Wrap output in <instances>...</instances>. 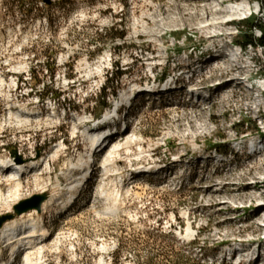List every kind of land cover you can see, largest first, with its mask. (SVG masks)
Instances as JSON below:
<instances>
[{"label":"rangeland","instance_id":"374dc122","mask_svg":"<svg viewBox=\"0 0 264 264\" xmlns=\"http://www.w3.org/2000/svg\"><path fill=\"white\" fill-rule=\"evenodd\" d=\"M250 2L235 0L252 10L205 28L207 14L179 7L203 13L215 0H0V155L32 164L18 180L0 173V215L54 197L24 214L50 237L14 264H264V49L240 44L249 14L264 24V0ZM117 64L125 73L104 108ZM173 76L181 89L132 97L161 93ZM48 88L57 93L42 98ZM115 100L131 112L126 130L97 150L105 128L86 122L113 117ZM246 193L256 203L232 198Z\"/></svg>","mask_w":264,"mask_h":264},{"label":"bare ground","instance_id":"6f19581e","mask_svg":"<svg viewBox=\"0 0 264 264\" xmlns=\"http://www.w3.org/2000/svg\"><path fill=\"white\" fill-rule=\"evenodd\" d=\"M215 1L218 2L216 5H213L212 3L205 4L204 7H203V10H201V11H203V13H200V10H196L194 14L187 13L185 8L184 9L182 7H179V8L181 9V13L184 16H185V14H188V15H191V16H194V17H202L204 14H207V23L204 26L205 28L212 27L214 25H216V27H217V24H219V25L225 24L226 23L225 20L227 18V15L239 16V15L246 14L247 11L252 10L251 6L248 5V4H243V3L233 4V2L235 0H215ZM248 1H249V4H250L251 3L250 0H248ZM171 7H172V5H171ZM173 7L174 8H178L176 6H173ZM209 15L212 16L210 19H209ZM218 15H223V17H218ZM202 18H204V17H202ZM212 36L213 37H216V34L215 35H212ZM215 54H219L220 55L219 52L218 53L216 52ZM228 61L229 60H227V62ZM243 69H248L249 70L250 69V65H246V66H243L242 65L240 67V70L242 71ZM101 136L102 135H100V136L99 135H96V137H101ZM97 140H98V138H96V139L93 138L92 139V143H93L92 145H95L97 143ZM252 143L255 144L254 141H252ZM114 153H115V151L110 152V155H108L106 161H109V159L111 158L112 154H114ZM1 162H2V160L0 159V164H1ZM4 163L5 162H3V165H5ZM10 163H12L11 164V168L8 167L9 169H3L2 171L6 175L8 174L9 176H12V178L14 180L15 179L16 180L20 179V178H17V175L19 176L21 174H25V172H26V167L25 166H29V165L32 166V164L27 165V164H24V162H20L19 159L15 160L13 158L10 161ZM107 166L105 168H106V170L108 172L109 171L108 169H110V168H108ZM87 169H88V166H87L86 169H82V170L86 172ZM9 176H8V178H9ZM259 183H260V181H257L255 187H258L259 186ZM14 185H15V189H13L12 191H10L7 194H9V196H14V199H17L20 196L21 183L20 182H17ZM249 185L245 186L244 189L245 190H248V189L252 188ZM68 186H69L68 188H71L72 187L71 188L72 189L71 191L73 192L74 184H71V185H68ZM1 194H4V193H2V191L0 189V196H1ZM231 197H232V195H231ZM238 197H240V199L241 198L242 199H250L254 203H256V200L258 199V197H256L255 195H253V193H248V194L246 193L245 195L234 196L232 198L235 199V198H238ZM53 198H54L53 196L50 197V198H48L49 200L47 199L48 201L46 200L47 202L45 204L43 203L44 206L42 204V208L45 207V206H47V205L53 204L54 203V199ZM32 211H35V210H32ZM254 214L255 215H258L259 214V210H257L256 213H254ZM24 216H25L24 214L21 215L20 216V220L19 219H15V220H12V221L10 220L0 230V240L1 239H4L5 242L10 245V247L12 248L11 249L12 250V256L11 257L12 258L15 257V252L14 251H15V248H17V246H16L17 244L18 245L19 244L20 245H24V248L23 249L24 250H27V249H30L32 247H35L36 244H37V240L39 238H42V240L45 241L48 238L47 236H49V231L47 229H42V231L39 232L40 231V226H39L38 221H36L34 219H30V218H27V220H25L24 219ZM261 217H263V216L260 215V218ZM190 231L191 230L189 229L188 230V233ZM30 245L32 247H30ZM2 252H3V250L0 248V254ZM27 260L29 262V257L28 256H27ZM3 262L0 261V264H3Z\"/></svg>","mask_w":264,"mask_h":264},{"label":"trees","instance_id":"16d2710c","mask_svg":"<svg viewBox=\"0 0 264 264\" xmlns=\"http://www.w3.org/2000/svg\"><path fill=\"white\" fill-rule=\"evenodd\" d=\"M253 14L249 17H247V19L249 20H246V21H249L246 25V29L243 27H245V24L244 22H241L238 24V27L240 29H243L241 30L242 32V41L240 42L241 44V47L242 48H248V47H252V46H256V47H262L264 49V24L263 23H259V22H256V20L253 19ZM257 30H260V36L257 37L256 36V31ZM111 37H116V38H124L125 37V33L123 31L119 32V31H116L115 33L113 32L111 34ZM117 71L115 73V75L113 74L112 78H108L105 86L103 87V93H102V97L104 98V108L106 107H109L110 104L109 102H107V97H108V89L110 88H114V91H113V94L116 95V90H115V84L118 82L119 83V80L121 78V76L125 73L119 66V64H117ZM167 77V74H163L162 78L161 79H165ZM55 90H52V89H49L47 90V92L45 94H42V98H44L45 96H50V95H55ZM58 97L60 96L59 94H56ZM257 127V126H256ZM215 148L217 150L218 149V146H215ZM191 260H194V259H191V258H186V261H182L180 262V260H176L173 264H202L200 262H196L194 261V263H191Z\"/></svg>","mask_w":264,"mask_h":264},{"label":"water","instance_id":"95a60500","mask_svg":"<svg viewBox=\"0 0 264 264\" xmlns=\"http://www.w3.org/2000/svg\"><path fill=\"white\" fill-rule=\"evenodd\" d=\"M44 2L48 5L52 4L53 0H44ZM14 155L21 158L17 154L16 151H14ZM48 199V193H38L34 194L33 196L20 200L18 203L14 206V212H8L6 214L0 215V229L2 226L16 218V216H21L24 213L30 212L32 210H37L38 212L42 211V204Z\"/></svg>","mask_w":264,"mask_h":264}]
</instances>
